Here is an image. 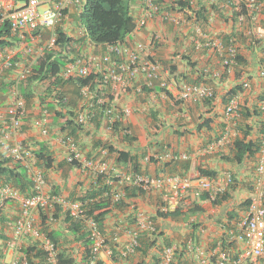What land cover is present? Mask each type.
<instances>
[{
  "label": "crops",
  "instance_id": "0c3cea01",
  "mask_svg": "<svg viewBox=\"0 0 264 264\" xmlns=\"http://www.w3.org/2000/svg\"><path fill=\"white\" fill-rule=\"evenodd\" d=\"M10 1L14 6H21L25 0ZM42 1L44 4L53 2V0ZM160 2L163 12L173 15L175 20L161 19L160 15L156 14L153 18L148 19L142 27L127 35L126 40H129L130 43L148 44L151 47L149 57L161 64L163 75L169 82L167 89H163L168 91L169 96L157 84L149 90L142 89L139 91L137 87H139L141 79H128L121 84H114V89L119 93L115 106L131 110L124 117L123 124L130 132L128 137L133 138H126L121 131L112 133L108 128H104V124H101L99 128H94L88 124V127L77 133L76 140L78 143L81 141L87 144L85 150H79L84 156L90 151H94L92 143L95 139L107 140L118 149L137 154L142 169L148 175L159 174L160 169L155 162H145L142 158L145 154H151L157 160L159 159V162H164L168 160L171 153L188 156L190 169L187 175L189 176L198 175V167L215 171L216 177L230 173L232 182L225 187L228 196L219 205L212 206L207 200L201 201L189 197L196 201L203 208V211L191 216L186 221L200 223L196 232L199 234L198 243L203 244L207 250L211 251L213 248L210 249L209 243L217 242L223 237L222 227L227 219L232 221L239 218L249 203L247 201L258 196L256 191V158L246 157L242 162L235 163L227 161L221 156L230 155L229 147H231L232 141L237 137H243L244 134H246V139L261 140L262 115L259 114L260 112L255 114L254 107H259L260 95L264 92V76L261 74L264 72V68L260 66V59L264 56V52H262L264 49V15L254 12L249 21H245L244 16L242 20H239L240 15H238L233 21L232 11L237 8L230 7L226 0H192L193 9L199 5H205L207 8L206 20L197 22L192 19L189 12L185 13V9L180 7L178 0H160ZM212 5L213 7H211ZM130 12L134 19L142 16L143 7L140 0L131 1ZM73 15H78V9L74 4L69 6L62 24V30L74 38L72 46H76V49L82 52L93 53L102 57L103 62H106V67L100 66L101 70L112 67L113 56L106 51V45L91 43L79 25L74 24ZM72 26H76L77 30L74 31ZM29 34L32 33L27 32L28 36ZM228 36H234V39H254L256 44L252 50L244 45L246 43L241 44L238 48L245 59L244 64L228 68L224 72L221 56L215 44ZM196 41L201 43L198 48L195 45ZM31 42L36 46L40 44V39L31 40ZM236 42L235 44H237ZM19 55L20 53H18ZM95 70L98 71L99 67H96ZM237 70H240L239 79L235 76ZM123 78L126 79V76L124 75ZM189 79L211 85L214 89L213 98L209 99L208 102L199 101L195 103L178 100L175 95L176 92L184 83L191 82ZM241 83L246 85L243 86V91L239 92L237 96L239 97L240 109H243L244 113L248 110V116L241 115L240 112V115L231 122L224 116V108L229 97L228 91L234 85ZM122 88L125 90L122 91ZM73 93H75L74 90ZM4 103L2 102V105ZM80 104H85V101H81ZM38 112L37 104H30L28 113L23 120L19 138L22 134L23 141L32 149H36V143L45 144L48 152L52 155L54 159L52 166L49 169H43L47 192L76 199L89 189L90 183L94 181V171L89 169V172H86L74 168L65 161L67 150L57 140L61 133L59 125L56 123L58 121L50 115L46 125L47 128L51 129L50 134L49 136L43 135L40 133L39 127L33 123ZM152 112L156 115V122L151 118ZM153 125L156 129L151 127ZM198 125L200 126L199 129H197ZM147 126L150 131H144ZM226 131L229 135V144L208 150V145ZM3 154L5 155V148L0 145V156ZM113 171H117V168H113ZM149 198L138 199L136 204L145 208L150 214L154 212L156 201L155 198ZM18 213V201L13 199L0 201V235L3 234L4 236L5 234L6 239L11 234L12 223ZM123 219L124 214L116 212L109 216L105 222L107 235L112 233L110 229L114 228L115 225L121 227L118 243H111V246H115L117 254L124 247L128 237L127 230H130L131 226ZM161 224L170 226L171 223L169 221L160 223V228L165 233L164 236L175 244L187 240L194 232L192 225L184 221L176 223V226L174 225L172 228H167L168 230L163 228ZM49 230L53 236H58L56 241L62 247L72 245V241H69L72 237L67 231L63 214L57 213L56 220L49 225ZM3 242L5 241L0 236V264L7 262L10 258ZM37 243L38 241L32 237L26 238L27 245ZM194 243L197 242L194 241ZM133 255L130 256V260H134ZM101 258L105 257L101 256Z\"/></svg>",
  "mask_w": 264,
  "mask_h": 264
},
{
  "label": "built area",
  "instance_id": "2783aa9c",
  "mask_svg": "<svg viewBox=\"0 0 264 264\" xmlns=\"http://www.w3.org/2000/svg\"><path fill=\"white\" fill-rule=\"evenodd\" d=\"M74 0H55L53 4L43 6L39 11L42 0H26L24 5L15 7L10 0H0V24L6 22L9 26L11 35L14 38V45L0 49V84L7 81L8 86L4 92V106L0 102V145L5 148V156L10 157L13 163L21 162L26 168L28 177L32 182L31 195L21 194L11 185L0 187V198H11L17 200L20 204V211L13 223L10 237L5 242V248L8 251L9 259L3 264H58V249L44 233H41L34 226L37 213H48L55 205L64 209L70 217L81 219L88 238L91 242L90 259L88 264H98L99 256L104 255L106 260L100 264H114L112 256V246L106 242L103 233L99 230L97 223L91 217L85 215L88 200H68L64 196L50 195L44 188V176L42 171L34 166L32 149L19 138L20 130L23 125L24 117L27 115L25 99L20 91V84L32 72V67L37 60L39 53L43 49L55 47V27L64 17V9L67 4ZM246 6L251 8L254 0H245ZM143 14L137 20V27L145 24L146 20L153 18L154 15H160L161 19L173 20L170 14L163 12L162 4L158 0H141ZM243 15L239 16V20ZM39 27L49 30V37L45 43L34 49L30 41L37 40L31 38L27 40V32L35 31ZM196 48L201 43L196 41ZM216 49L221 55V62L224 67L231 68L235 64L237 49L233 44L224 46L222 43L215 44ZM109 51L119 53L124 60L118 63L113 62L112 67L104 68L100 85L109 83L121 84L125 80L141 79L137 89L142 90V86L153 88L156 84L160 88H167L169 82L163 75L161 64L154 59L149 58L150 49L148 45L134 42L132 45L125 43L108 46ZM146 52L143 57L142 53ZM20 53L18 60L14 61L15 54ZM99 65V57L94 54H85L77 57L72 62L67 63L58 73L63 80L86 76L90 69ZM106 67V66H105ZM95 72V69L94 71ZM264 76V72L261 73ZM126 76V79L123 76ZM246 84L244 83L243 86ZM79 93L86 97L89 94L88 86L79 88ZM176 97L186 102L195 103L203 99H209L214 96V90L211 85L205 83H184L176 92ZM259 109L262 115L263 131L261 135L260 148L256 171L259 175L256 185L258 196L251 200L244 213L235 221H231L228 227L223 229L228 242H233V247L223 246L218 241L210 251L203 244L194 243L192 238L185 240L186 262L185 264H264V203L262 184L264 179V96L259 103ZM41 114L33 120L35 126L39 127L41 134H47V123L49 112L46 109H40ZM129 108L116 110V115L123 118L130 113ZM106 113L111 115L109 121H113L115 109L106 108ZM240 115V102L237 95L228 99L224 116L231 122ZM89 119V114L80 112L77 115L78 123H85ZM60 145L67 150L66 162L80 161L83 157L78 151L74 139L67 132L60 134L57 138ZM11 141V143H9ZM229 135L225 132L219 139L210 143L208 150L214 147L227 144ZM172 157V156H171ZM180 159H187L186 154H180ZM148 160V156L145 157ZM86 165H91V161H86ZM103 166L100 167L102 171ZM122 184H128L141 189L146 194L161 195L164 204L160 210L166 211L177 204L179 200H187L189 197L199 198L208 193L210 199H214L217 194L224 191L225 187L232 182L229 173L221 177L210 178L207 176H189L180 175H145L134 172L118 174ZM111 183V181L109 182ZM123 190L118 189L112 194L113 200H118L123 195ZM191 199V198H190ZM120 226H116L110 242L118 243ZM128 231V237L124 247L119 251L121 258H126L135 253L139 247L140 236L143 232L155 237L160 245L159 259L156 264H178L175 258L177 244H162L161 237L158 236L160 229L157 223L143 211H138L135 215L134 223ZM32 237L38 241L36 255L38 250L42 252L39 257L26 255V238Z\"/></svg>",
  "mask_w": 264,
  "mask_h": 264
},
{
  "label": "trees",
  "instance_id": "16d2710c",
  "mask_svg": "<svg viewBox=\"0 0 264 264\" xmlns=\"http://www.w3.org/2000/svg\"><path fill=\"white\" fill-rule=\"evenodd\" d=\"M132 0H76L75 6L78 9L79 27L82 29L84 35L96 45H107L113 43L123 42L129 33L134 30L135 20L130 12V5ZM227 4L232 8H237L232 11V20L235 21L238 15H243L245 21H249L254 12H258L264 15V0H254V7L252 11H249L243 0H226ZM178 4L182 9H185V13H190L194 21L200 22L206 20L207 8L205 5H199L196 9H193L187 0H178ZM213 7V5L211 6ZM254 9V10H253ZM190 16V15H189ZM13 36L11 35L9 26L6 22L0 24V49L5 47H11L13 45ZM56 39L62 51L69 50V43L72 36L67 35L62 28L59 26L56 29ZM237 41V42H236ZM220 42L227 46L233 44L237 49V55L235 64L233 67L244 64L245 59L239 51V46L244 44L250 50L253 49L256 41L254 39H234V36H228L225 39H221ZM235 42L238 44H235ZM264 52V49H262ZM14 60L16 57L13 58ZM65 60L64 57L57 51H44L37 59L36 63L32 68V73L29 75L23 83L20 85V91L24 96L26 102H31L36 97L39 101V105L42 109H46L51 116L56 118V123L60 128V132H67L70 136L76 138L77 133L84 130L87 124L94 128H99L101 124H105L110 128L112 133L120 132L122 127V116L116 115V110L119 109L115 106V101L118 99L119 93L114 89V83H105L103 86L100 85L102 74L89 73L84 77H78L76 79L62 80L57 75L61 66H63ZM260 66L264 68V56L260 59ZM228 68L224 67V72ZM235 76L240 78V70L235 72ZM74 80V81H73ZM191 80V79H189ZM72 81L75 84V94L78 96L74 101H66L65 95L62 92L63 86L66 83ZM197 82L191 80L187 83ZM8 84L1 82L0 90L5 91ZM43 86H45L43 88ZM83 86H88L90 99L86 104L78 106L81 102V96L78 89ZM143 90H149L142 86ZM43 88V89H42ZM163 89V88H162ZM125 89L122 88V91ZM165 90V89H163ZM243 91V83L234 85L228 91V99L232 96L237 95ZM168 95V91L165 90ZM169 96V95H168ZM264 92L260 95V101L263 99ZM209 99L203 101L208 102ZM179 102V101H177ZM113 107L115 109V116L113 121L109 119L111 115L106 113V108ZM247 110V109H245ZM248 111V110H247ZM243 112L241 109V115L248 116V112ZM80 112H86L89 114L87 123H78L75 119ZM260 112L259 107H254V113ZM261 114V112L259 113ZM156 115L154 112L151 113V118L155 119ZM124 125V124H123ZM158 125V124H157ZM156 125V127H157ZM208 126L207 123H205ZM153 129L154 125L151 126ZM122 128V129H121ZM200 126H197L199 129ZM124 136L126 138L130 134L126 131ZM22 138V134L20 135ZM24 140V139H23ZM36 149H32V155L34 158V165L41 170L49 169L54 161L52 155L48 152L47 147L43 143H36ZM260 148V139H246V134L243 137H237L232 141L231 147H229L230 155H222L221 157L227 161L240 163L246 157L256 158ZM92 149L96 151H90L86 156L87 158L96 159L99 155L102 157L101 161L106 162L111 168L118 166L121 173L128 172L129 170L134 173L146 174V171L142 169L137 154H133L129 151L118 149L112 143L107 140L95 139L92 143ZM104 151V155H101V151ZM172 159L164 162H159L150 156L149 161L157 163V167L160 169V173L167 175H180L185 177L190 169V160H180L176 158L177 154ZM72 166L80 167V163L76 160L71 163ZM197 176H207L214 178L216 172L198 167ZM115 173L112 169H109L107 173H96L94 181L90 183V187L85 191L84 194L77 197V199L83 200L88 199L85 215L91 217L97 223L99 229L105 232V222L107 218L116 212L123 213L128 223H133L132 211L129 213V207L132 206L136 210V200L148 197L141 189L120 182V176ZM112 180L111 185L109 181ZM11 185L17 188L24 194L31 195L30 186L32 182L29 180L26 168L21 162L12 163L10 157L4 154L0 156V186ZM121 186L123 195L118 200L112 199V194L117 190L116 187ZM228 196L226 191L217 194L214 199H210L208 193L201 195L198 200L206 201L210 200L212 206L219 205ZM150 197V196H149ZM156 201L155 217L154 219H167L172 220H186L191 216L197 215L203 211V208L191 199L180 200L174 209H168L166 211L160 210V206L164 204L161 195H154ZM149 199V198H148ZM249 202V201H247ZM59 208L56 207V210ZM55 218L57 214H54ZM45 217L42 215V224L45 223ZM64 222L67 224V231L71 234V241L73 245L66 248L67 250H61L58 253V264H88L90 259V240L84 230L81 223V219H72L69 215L64 216ZM230 219H227L226 223L229 225ZM193 227V233L191 234L194 241L198 243L199 234L197 229L200 225L199 222L191 221ZM115 228H111L110 231H115ZM3 241H6V235H0ZM52 240L56 241L58 236H53L51 233L48 235ZM163 239L162 244L169 245V240L159 233ZM139 247L136 249L135 255L130 260L128 258H120L117 254L115 246H112L113 261L116 264H156L159 259L160 245L157 243L156 238L143 232L140 236ZM225 244L224 241L221 242ZM216 241L209 243L210 249L214 248ZM178 250L175 253V258L178 264H185L186 262V249L185 244L181 243L178 246ZM35 247H29L25 253L30 258L39 257L40 252L38 251L33 255ZM98 264L102 261L98 260ZM131 262V263H130ZM29 264H34V261H30Z\"/></svg>",
  "mask_w": 264,
  "mask_h": 264
},
{
  "label": "clouds",
  "instance_id": "9594fccd",
  "mask_svg": "<svg viewBox=\"0 0 264 264\" xmlns=\"http://www.w3.org/2000/svg\"><path fill=\"white\" fill-rule=\"evenodd\" d=\"M55 0H53V2H54ZM75 1L76 0H74L73 2H71V3H69V4H67V6L65 7V9H64V17H63V19H62V21L55 27V29H54V31H53V34L55 35V43H56V45H55V47H53V48H48V49H43L40 53H39V56L44 52V51H57V52H60V54L64 57V60H65V62H64V64H63V66H61L60 67V69H59V71H58V73L60 72V70L67 64V63H69V62H72L74 59H76L77 57H79V56H81V55H85V54H93V53H85V52H82V51H80V50H78V49H76V46L75 47H73L72 46V44L74 43L73 42V39H71V42L69 43V50H65V51H62L61 50V48H60V46H59V44L57 43V39H56V29H57V27H61L62 28V24L64 23V20H65V18H66V14H67V10H68V8H69V6L70 5H72V4H75ZM159 2H160V0H158ZM188 1V3H189V5L191 6V7H193L194 6V4H192V0H187ZM244 2H245V0H243ZM26 2V0L24 1V3ZM53 2L51 3V4H53ZM140 2H141V0H140ZM24 3L22 4V5H24ZM161 3V2H160ZM142 4V3H141ZM245 4H246V2H245ZM14 5V4H13ZM21 5V6H22ZM46 5H49V4H44V3H42L41 5H40V8L41 7H43V6H46ZM15 7H20V6H15ZM143 7V6H142ZM247 7V6H246ZM254 7V5L250 8V9H252ZM248 8V7H247ZM169 14V13H168ZM170 16L172 17V19L173 20H168V21H174L175 20V17L173 16V15H171L170 14ZM135 20V27H134V30H136V29H138V28H140V27H142V26H139V27H137V20H138V18H136V19H134ZM147 21V20H146ZM146 23V22H145ZM29 32H31L32 34H29V36L27 35V40L28 41H30V39L31 38H33V39H40V44H37L36 46H35V44H33V47H34V49H36V48H38L39 46H41V45H43L44 43H45V41H46V39H48V37H49V30L48 29H46V28H44V27H39V28H37V30H35V31H29ZM130 34V33H129ZM13 36V35H12ZM14 40V39H13ZM13 42V45H14V41H12ZM31 42V41H30ZM220 42V41H219ZM32 43V42H31ZM92 43V42H91ZM122 43H125L126 45H132L133 43H130L129 42V40H124L123 42H120V43H113V44H107L106 45V47H107V52L109 53V54H111L112 56H113V60H114V62L115 63H118V62H121V61H123L124 60V58L119 54V53H115V52H111V51H109V49H108V46H110V45H116V44H122ZM221 43V42H220ZM94 44V43H93ZM12 45V46H13ZM96 45V44H95ZM146 45H148V44H146ZM148 47H149V49L151 48L149 45H148ZM94 55H96V54H94ZM146 55V52H144V53H142V56L144 57ZM38 56V57H39ZM97 56V55H96ZM221 56V55H220ZM14 57H16V59L14 60V61H17L18 60V53L17 54H15V56ZM150 58V57H149ZM38 59V58H37ZM37 61V60H36ZM36 61H35V63H36ZM34 63V64H35ZM34 66V65H33ZM100 66H102V67H105L106 66V62H103V59H102V57H99V65H97V66H95L93 69H90L89 70V73H99V74H102L103 73V71L104 70H101L100 69ZM96 67H99V70L97 71V70H95V72H93L94 71V69L96 68ZM224 67V66H223ZM33 68V67H32ZM227 68V67H226ZM32 73V72H31ZM31 73H30V75H31ZM58 73H57V75H58ZM88 73V74H89ZM87 74V75H88ZM59 76V75H58ZM102 76V75H101ZM84 77V76H83ZM60 78V77H59ZM62 79V78H61ZM71 79H76V78H71ZM25 80V79H24ZM23 80V81H24ZM63 80V79H62ZM65 80H70V79H65ZM64 80V81H65ZM23 81H22V83H23ZM74 81V80H73ZM2 82H4V81H2ZM7 84H8V82L7 81H5ZM69 82H71V84L73 85V90H75V84H73L72 83V81H69ZM21 83V84H22ZM194 83H201V82H194ZM20 84V85H21ZM205 84H207V83H205ZM1 85V84H0ZM209 85V84H208ZM43 87H45V86H43ZM64 87V86H63ZM213 88V87H212ZM7 89V88H6ZM165 89H167V88H165ZM214 90V89H213ZM6 91V90H5ZM5 91H2V90H0V95H3L4 94V92ZM62 91H63V88H62ZM78 92H79V89H78ZM80 94V93H79ZM80 96H81V101H85V104H86V102H88L89 101V99H90V96H89V94H88V96H86V97H83L81 94H80ZM24 97V96H23ZM78 97V96H77ZM3 98L5 99V96L3 95ZM213 98V97H212ZM4 99H3V101H1L0 100V102H1V105H2V102H4ZM25 99V98H24ZM178 99V98H177ZM209 99H211V98H209ZM178 100H181V99H178ZM204 100V99H203ZM202 100V101H203ZM33 101L35 102L36 101V104H37V106L39 107V110L41 109V106L39 105V101H38V99L35 97L34 99H33ZM183 101V100H182ZM32 102V101H31ZM31 102H26V100H25V103H26V108H27V112H28V107H30V105L28 106L27 105V103H30V104H33V102L31 103ZM199 102V101H198ZM79 107L80 106H82V104H79L78 105ZM119 109H121V108H119ZM131 111V110H130ZM240 111H241V109H240ZM85 114H86V112H84ZM41 114V112H39V115ZM50 114L51 113H49V117H50ZM34 120V119H33ZM76 120V119H75ZM122 123L124 122V118L122 117ZM85 123H87V121L85 122ZM85 123H83V124H85ZM88 125V124H87ZM86 125V126H87ZM105 126V128H108V130L109 131H111L110 130V128L106 125V123L104 124ZM47 127V126H46ZM122 127H124L122 130H121V133H123V134H125V132L127 131L128 133H130L129 132V130L122 124ZM262 131H263V128H262ZM226 132H228V131H226ZM41 133V132H40ZM225 133V132H224ZM47 134H48V128H47ZM46 134V135H47ZM60 134H62V133H60ZM223 135V134H222ZM221 135V136H222ZM220 136V137H221ZM73 137V136H72ZM220 137H218V138H216L215 140H213L212 142H214V141H216L217 139H219ZM73 139H74V137H73ZM23 140V139H22ZM261 141V140H260ZM24 142V141H23ZM211 142V143H212ZM25 143V142H24ZM74 143H75V140H74ZM227 144H229V143H227ZM27 145V144H26ZM31 149H32V147L31 146H29ZM217 147H221V146H217ZM79 151V150H78ZM80 153H81V155H83V153L81 152V151H79ZM104 151L102 150L101 151V155H104ZM258 154H259V152H258ZM258 154H257V157H256V166H257V161H258ZM180 154H177V156H176V158H178V159H180L178 156H179ZM148 156V160H145V157H147ZM150 156L151 157H153L154 159H156L153 155H151V154H145L142 158H144V161L145 162H148V163H152L151 161H149V158H150ZM172 156V157H171ZM174 156H175V154L174 153H171L170 155H169V158H168V160L169 159H172V158H174ZM83 158L80 160V161H77L78 163H80V167H75V166H73L74 168H79V169H81V170H83V171H86V172H89V169H92V170H90V171H94V176H95V174L96 173H107L108 171H109V169H112L113 170V168H117V171H115V173H117V174H122L121 173V171H120V169H119V167L118 166H113V168H111L109 165H107L106 164V162H103V161H101V156L99 155L96 159H93V158H87V156H82ZM188 158V157H187ZM159 160V159H158ZM180 160H187V159H180ZM66 161V160H65ZM86 161H91V165H86ZM13 163V162H12ZM68 163V162H67ZM14 164V163H13ZM68 164H70L71 165V163H68ZM35 166V165H34ZM72 166V165H71ZM103 166V170L102 171H100V167H102ZM40 169V168H39ZM41 170V169H40ZM27 171V170H26ZM42 171V173H43V170H41ZM128 172H131L130 170L128 171ZM123 173H126V172H123ZM256 173H257V171H256ZM147 174V173H146ZM145 174V175H146ZM230 174V173H229ZM27 175H28V173H27ZM148 175V174H147ZM156 175H167V174H162V173H159V174H156ZM231 175V174H230ZM43 176H44V174H43ZM151 176H155V175H151ZM232 177V176H231ZM258 177H259V175H258V173H257V178H256V185H257V180H258ZM29 178V177H28ZM95 178V177H94ZM93 179V178H92ZM30 180V179H29ZM31 181V180H30ZM111 181V185H113L112 184V180H110ZM109 181V182H110ZM45 177H44V188H45V190H46V187H45ZM1 187V186H0ZM227 187V186H226ZM17 189V188H16ZM116 189L118 190V189H121V186L119 187V186H117L116 187ZM226 189V188H225ZM225 189H224V191H225ZM18 190V189H17ZM116 190V191H117ZM19 191V190H18ZM223 191V192H224ZM262 191H263V203H264V179H263V184H262ZM21 194H24V193H22L21 191H19ZM46 192H47V190H46ZM30 193H31V186H30ZM48 193V192H47ZM48 194H50V193H48ZM24 195H27V194H24ZM50 195H58V196H63V195H60V194H56V193H53V194H50ZM148 195V197L147 198H149V196L150 197H152V198H154V195H156L155 193H152V194H147ZM159 195V194H158ZM66 199H68V200H80V199H69V198H67L66 196H64ZM6 199H11V198H5V199H1L0 198V201H3V200H6ZM150 199V198H149ZM190 199V198H189ZM197 200H198V197L196 198ZM14 200V199H13ZM83 200H88V199H83ZM192 200V199H191ZM252 200V199H251ZM251 200L249 201V203L251 202ZM16 202H17V200H15ZM180 201V200H179ZM178 201V202H179ZM207 201H210V200H208L207 199ZM177 202V203H178ZM19 203V202H18ZM249 203H247V205L249 204ZM156 205V204H155ZM177 205V204H176ZM176 205L175 206H173L172 208H170V209H174L175 207H176ZM56 207H58L59 209L58 210H56ZM247 207V206H246ZM246 207H245V209H246ZM155 208L156 207H154V212H153V214H148V213H146L143 209H141L139 206H137V204H136V210H134L133 209V207L132 206H130L129 207V213H131L132 211L134 212V214H133V218L135 219V215H136V213L138 212V211H143L145 214H147L151 219H153L156 223H157V227H158V229H160V232L161 233H163V235H165V233L163 232V230L160 228V223H167V221H169L170 222V220H172V219H170V218H167V219H160V218H158V219H154V217H155ZM19 211H20V204H19ZM245 211V210H244ZM63 214V216H65V215H69L64 209H62V207H60L58 204L57 205H55V207L53 208V209H51L50 211H48V213L47 214H45L44 212H40V213H37V216H38V218L36 217V220H35V223H34V226L35 227H37L38 229H39V231L41 232V233H44L46 236H48L49 234H50V230H49V225H50V223H52V222H54L55 220H56V218H55V216H54V214ZM19 214V213H18ZM42 215L45 217V223L44 224H42ZM18 216V215H17ZM70 217V216H69ZM17 218V217H16ZM16 218L14 219V221L16 220ZM72 218V217H71ZM72 219H74V218H72ZM124 219H125V216H124ZM123 219V220H124ZM189 219V218H188ZM236 219H238V218H236ZM236 219H234V220H232V221H235ZM126 220V219H125ZM14 221H13V223H14ZM172 221H184V219L183 220H172ZM186 221V220H185ZM126 222L128 223V221L126 220ZM158 222H160V223H158ZM13 223H12V226H13ZM133 223H134V220H133ZM133 223H128L129 225H131L130 226V228L132 227V225H133ZM185 223H187V224H191V221H189V220H187ZM230 223H231V221L229 222V225H230ZM228 225V223H225V224H223V229L225 228V227H228L229 226ZM98 226V225H97ZM117 225H115V227H116ZM84 227V226H83ZM99 228V227H98ZM84 230H85V228H84ZM100 230V229H99ZM11 231H12V228H11ZM86 231V230H85ZM101 231V230H100ZM105 231V230H104ZM102 233H103V235H104V237H105V239H106V242L107 243H109V244H111V242H110V238L112 237V235H113V231H112V233H110L109 235H107L106 234V232H103V231H101ZM87 234V233H86ZM148 234V233H147ZM11 235V234H10ZM142 235V234H141ZM88 236V235H87ZM10 236H8V238H9ZM49 237V236H48ZM161 237V236H160ZM7 238V239H8ZM50 238V237H49ZM189 238H192V237H189ZM6 239V240H7ZM51 239V238H50ZM193 239V238H192ZM52 240V239H51ZM52 241H54V240H52ZM70 242H71V240H69ZM157 241V240H156ZM161 241H163V239L161 238ZM218 241H224L225 242V244L223 245V246H226V247H229V246H231V247H233V245H234V243L233 242H228V240L226 239V237H225V234L223 235V237H221ZM217 241V242H218ZM6 242V241H5ZM5 242H3L4 244H5ZM169 242H170V244L171 243H173L172 241H170L169 240ZM185 241H182L181 243H184ZM216 242V243H217ZM54 243L56 244V246H57V249H58V253H59V251H61V250H67L66 248H68V247H71L72 245H73V242H72V245L71 246H66V247H62L61 245H60V243H58L57 241H54ZM181 243H179V244H177V246H179V245H181ZM140 246V245H139ZM29 247H35V250H36V244H34V245H27L26 246V248L24 249V251H26ZM179 248H177V250H178ZM176 250V251H177ZM41 254H42V252L40 251V250H38ZM37 251V252H38ZM136 252V251H135ZM120 253V252H119ZM118 253V254H119ZM40 254V255H41ZM134 254V253H133ZM133 254H131V255H133ZM131 255H129L128 257H130ZM101 256L102 257H104V255H100L99 256V260L100 261H104V260H106L105 258H101ZM119 257H120V255H118ZM128 257H126V258H128ZM113 258V257H112ZM121 258V257H120ZM59 262V261H58ZM114 263L116 264V261H114Z\"/></svg>",
  "mask_w": 264,
  "mask_h": 264
},
{
  "label": "rangeland",
  "instance_id": "374dc122",
  "mask_svg": "<svg viewBox=\"0 0 264 264\" xmlns=\"http://www.w3.org/2000/svg\"><path fill=\"white\" fill-rule=\"evenodd\" d=\"M43 8H39V11H41ZM73 22H74V24L77 26L78 24H79V17H78V15H73ZM76 26L74 27V26H72V28L74 29V31L75 30H77L76 29ZM44 88V87H43ZM42 88V89H43ZM73 85L71 84V82H68V83H66L65 84V86L63 87V94L65 95V98H66V101H74V99H77V95L75 94V93H73ZM3 95H0V100L1 101H3ZM33 103H36V101L34 102V101H32ZM27 105L29 106L30 105V103H27ZM37 108L39 109V107L37 106ZM39 116V112H38V114L36 115V117H38ZM105 128V127H104ZM50 130L51 129H49L48 128V134H47V136H49V134H50ZM144 131H150V129H149V127L147 126V127H145V129H144ZM146 134V133H145ZM77 139V137L76 138H74V140H75V144H76V146H77V143H78V141L76 140ZM86 143L84 144V143H82L81 141H79V143H78V147H77V149L78 150H81V151H83V150H85V147H86ZM141 208V207H140ZM141 209H143L146 213H147V210H145V208H141ZM153 212H151L150 213V215L152 214ZM149 214V213H148ZM178 222H180V221H172V220H170V223H171V225L170 226H168L167 224L165 225V224H161V226L163 227V228H165V229H167V228H172L174 225L176 226V223H178ZM184 222H186L185 220H184ZM168 230V229H167Z\"/></svg>",
  "mask_w": 264,
  "mask_h": 264
}]
</instances>
